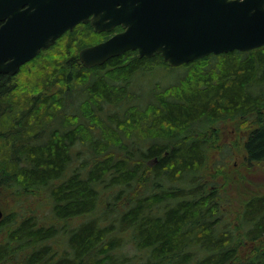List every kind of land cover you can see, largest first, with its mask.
<instances>
[{
  "label": "trees",
  "instance_id": "16d2710c",
  "mask_svg": "<svg viewBox=\"0 0 264 264\" xmlns=\"http://www.w3.org/2000/svg\"><path fill=\"white\" fill-rule=\"evenodd\" d=\"M120 30L80 23L0 74V188L15 206L0 264H264V193L241 198L233 222L204 181L221 124L248 125L246 159L264 161V45L178 67L128 50L85 67L80 50ZM157 66L185 71L139 87ZM44 197L46 215L32 205Z\"/></svg>",
  "mask_w": 264,
  "mask_h": 264
},
{
  "label": "water",
  "instance_id": "95a60500",
  "mask_svg": "<svg viewBox=\"0 0 264 264\" xmlns=\"http://www.w3.org/2000/svg\"><path fill=\"white\" fill-rule=\"evenodd\" d=\"M80 23L97 32L123 30L79 52L85 67L128 50L162 55L171 67L264 45V0H0V74L54 45ZM0 205V220L4 217Z\"/></svg>",
  "mask_w": 264,
  "mask_h": 264
},
{
  "label": "rangeland",
  "instance_id": "374dc122",
  "mask_svg": "<svg viewBox=\"0 0 264 264\" xmlns=\"http://www.w3.org/2000/svg\"><path fill=\"white\" fill-rule=\"evenodd\" d=\"M184 71L183 68L172 69L171 67L157 66L147 74H140L136 84L142 88L146 86L145 89L148 90L157 84L165 86L178 81ZM148 90H145V95H148ZM222 126L225 130L223 131L224 135L221 134V137L225 141L226 146L224 149L212 150L208 167L204 173V181L208 183V189H213L214 186H217L222 190L223 202L228 212L225 218L235 222L241 209L240 199L242 198L243 200L244 196L264 193V161L250 163L246 159L243 143L249 128L248 125L239 126L238 129L235 125L221 124L220 127ZM45 200L44 197L39 202H33L32 205L37 206L39 213L44 211L46 215V210L49 206L47 203L45 204ZM0 205L6 217L10 216L15 208L11 194L4 188H0ZM47 212L50 214L51 209H48ZM24 216H28V213ZM6 219V224L0 225V241L4 240L5 230L10 226L8 218ZM47 223L51 222L47 220ZM76 223L78 221L74 222V224ZM126 237L128 240L131 239L130 234ZM66 239L63 234L61 240L58 241L59 251L63 246H66L64 245ZM129 253L131 255L138 253L139 255L135 257L136 259L141 260L144 258L143 252H136L135 249H132Z\"/></svg>",
  "mask_w": 264,
  "mask_h": 264
},
{
  "label": "flooded vegetation",
  "instance_id": "af4514ba",
  "mask_svg": "<svg viewBox=\"0 0 264 264\" xmlns=\"http://www.w3.org/2000/svg\"><path fill=\"white\" fill-rule=\"evenodd\" d=\"M120 26H121V25H120ZM121 30H123V27H122V26H121ZM121 30H120V31H121Z\"/></svg>",
  "mask_w": 264,
  "mask_h": 264
},
{
  "label": "bare ground",
  "instance_id": "6f19581e",
  "mask_svg": "<svg viewBox=\"0 0 264 264\" xmlns=\"http://www.w3.org/2000/svg\"><path fill=\"white\" fill-rule=\"evenodd\" d=\"M210 194V193H209Z\"/></svg>",
  "mask_w": 264,
  "mask_h": 264
}]
</instances>
